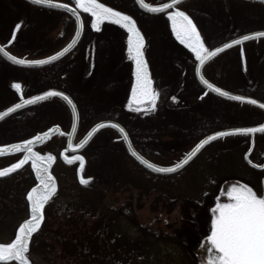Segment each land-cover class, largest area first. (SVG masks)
I'll use <instances>...</instances> for the list:
<instances>
[{"label": "rangeland", "instance_id": "1", "mask_svg": "<svg viewBox=\"0 0 264 264\" xmlns=\"http://www.w3.org/2000/svg\"><path fill=\"white\" fill-rule=\"evenodd\" d=\"M147 1L164 3L167 0ZM12 2L11 6L15 7V11L9 10L6 6L9 4V0L6 3H0V43L5 44L13 54L30 59L45 57L56 52L73 38L76 22L71 15L61 11L52 14L43 12L39 15L36 13L35 5L26 0H12ZM69 2L74 7L76 6L75 0H69ZM101 2L131 15L147 37L145 54L152 70L154 89L159 93V96L155 108L147 104L139 107L140 110L137 111L136 107V120L133 122L128 117L119 116L120 122L125 124L129 131H138L146 127L148 123L144 116L147 113L160 115L161 113L183 111L168 107L171 94L177 95L183 101H191L195 106V111L189 109L191 113H196L197 110H200L199 113H206L204 106L201 105L203 102L210 101L216 104V110L212 112L215 115V130L250 126L264 121L263 110L208 92L195 80L192 74L197 63L195 56L186 45H182L175 38L171 25L169 23L167 25L165 22V19L168 18L165 13L161 15L160 13L146 12L138 6L135 0H101ZM178 7L188 11L192 18L197 20V24L202 28L205 44L209 48L237 35L264 29V3L254 0H185ZM80 14L85 23L83 37L84 40H87L85 43H90L91 36H95L93 41L98 67L95 78L91 74L86 76L83 74L84 69L89 70V64L81 60L85 53L79 54L80 60L75 69L66 70L64 77L59 72L56 81L53 78L49 79L53 74L48 78L49 71H51L49 65L28 68L4 60L5 64H0V89L3 88L0 90V111L22 98L57 86H62L71 92L83 110L92 106L98 110L100 107L97 106H100L102 101H106L108 104L116 103L121 105L120 107L124 103L123 106L127 107V97L131 93L132 82L131 80L122 82L118 78V71H132L133 60L127 51V30L112 21H104L100 27L105 24V30L108 33H100V27L98 29L91 27L89 13H84L80 9ZM17 24H20L19 29L16 28ZM113 30L117 32L115 47H112L107 38V35L113 33ZM13 33L15 34L14 38ZM100 41H103L101 48L104 55L101 63L104 74L101 79L105 83L104 89H100ZM114 50L117 52L115 53ZM0 58L2 57L0 56ZM184 69L190 73L191 81L189 87L182 89L178 82L181 80ZM205 72L227 90L251 95L258 94V88L264 83V38L251 40L242 46L222 52L205 66ZM112 81L116 82V85L110 86L109 83ZM15 82L21 84L20 91L13 88L12 85ZM132 108L134 109V106ZM99 121L100 111L87 119L83 118L78 138L83 137ZM71 123L72 117L67 105L59 99H49L28 107L22 114L17 113V117L0 124V145L27 139L55 124L68 131ZM215 144L222 148L237 146V149L227 150L228 153L226 151L218 152L216 185H202L197 191H194L193 187L188 185H172L166 182L151 183V179L144 170L131 158L118 132L111 128L104 129L81 154L85 161L81 175L85 179L91 177L89 183H93L91 185L93 189L79 191L77 195L73 194L69 189V183L70 179L75 180L77 177L80 161L76 160L73 164H67L58 158L52 165V172L58 180V191L48 203L49 210L52 212L68 207L70 209L72 203L82 202L84 217L78 221V229L75 228L73 232L75 234L84 232L80 237L82 239L93 234L92 228L96 224V232L98 231L99 216L100 229L105 224L112 225V231L105 229L106 233H112L110 235L112 244L110 241L106 244L108 250H102L100 253V248L90 250L88 248L91 254L87 253L85 262L89 261L91 264H191L192 255L187 253L186 245L190 242L191 236L193 237L192 233L195 227L193 228L194 225L190 222L191 217L188 213L184 214L181 207L177 205L178 201L172 208L173 200L177 197H183L185 200L189 197L199 199L201 202L200 217L196 219L201 221L202 226L206 224L210 227L212 215L205 214L203 205L209 193L216 196L217 199L219 195L226 193L232 184L239 185L245 179L249 180L248 183H252L255 182L257 176H261L264 182V171L251 169L244 160L245 152L249 146L245 136L234 135L220 138L216 140ZM65 145L66 139L63 136H55L45 144L37 146L35 150L42 155L51 153L58 157ZM22 156L23 153H17L12 156L0 157V168L10 166ZM263 157L255 154L253 158L263 160ZM26 175L33 176L31 167H27L20 173L19 178L22 180ZM99 180L100 200L96 189ZM34 183L35 179L32 178L30 185ZM251 187L262 192V186L259 184L253 183ZM130 188L136 189L134 190L136 199L133 202L125 200L128 198ZM163 190L168 193L167 205H165L167 208L163 203L165 195H160V193L164 194ZM103 205H105L104 209L99 212ZM126 210L129 211L128 214H125ZM162 211L163 216H161ZM27 217L28 210L17 211L7 222L5 228H2V231L8 235L5 240H0V243L10 242L17 232L19 224ZM46 219L47 225L53 228L49 230L50 235L46 240L48 246H43L41 242L39 244L40 240L35 236L27 253L30 264L74 263L71 262V259L80 261L81 258H72V256L61 254L65 245L57 243L60 237L53 233L57 232L62 224H59L53 216H47ZM107 221L108 223H105ZM67 223L69 224L65 228L69 231L73 224L71 225L70 221ZM83 223L86 224L85 231H83L85 229ZM187 233L189 240L182 239ZM95 235L94 233L92 236L94 239ZM205 235H207L206 232ZM111 253L112 255H110ZM0 264H18V262H0Z\"/></svg>", "mask_w": 264, "mask_h": 264}, {"label": "snow or ice", "instance_id": "2", "mask_svg": "<svg viewBox=\"0 0 264 264\" xmlns=\"http://www.w3.org/2000/svg\"><path fill=\"white\" fill-rule=\"evenodd\" d=\"M33 2L39 5L67 10L75 16L80 27L83 26L80 15V9H82L84 13L90 14L92 28L98 29L104 21H112L126 29L128 33L127 51L130 58L135 62V83L132 86L127 107L132 108L133 104L141 105L147 101L150 107L155 108L159 93L153 87V81L149 74L147 62L144 59V37L137 27L136 20L131 15L110 7L106 3L101 2V0H75V7H73L71 3H61L60 0H33ZM137 2L141 7L152 13H160L167 10L166 15L171 22V29L175 38L182 45H186L187 48L191 50V53L195 56V60L198 61L200 65H204L210 57L215 56L221 51V47L209 48L206 46L192 17L187 11L177 6L180 0H169L168 3H160L157 5L145 3V0H137ZM171 9L175 10L173 11ZM16 28L19 29L20 24H17ZM79 34L80 30L77 28L75 35L79 36ZM14 36L15 34L13 33V38ZM252 37H264V32H253L247 35H241L236 39L225 42L222 47L228 48L232 45L247 41ZM9 43H11V41H9ZM74 44L75 38H73L72 42L69 43L67 47L56 52L52 56H48L47 60L52 61L57 59L71 49ZM0 52L8 59L20 65H40L46 62L45 60L18 59L16 56L4 51L3 48H0ZM200 70V68H196L197 72ZM201 80L209 89L225 97L231 96L229 92L217 87L214 83H210L203 76H201ZM12 86L17 91H20L22 87L18 82L13 83ZM57 95L66 100L68 104L72 106L73 112H75L76 106L72 99L64 92H56L55 90L44 92L41 96H32L29 99L23 100L22 103L13 104L7 109V112L11 113L15 109L21 108L22 104H30L36 100H42L48 96ZM233 98L238 101L250 100L254 105L259 103L257 100L243 95ZM172 99L175 100L176 97L174 96ZM260 107L264 108V104H260ZM139 110V107H137V111ZM4 115L5 113L0 112V117ZM106 125L115 127L124 135L125 139L128 138L125 129L119 123H114L112 120H104L97 123L88 133V137H91L97 129ZM257 130L264 133V123L259 124L258 128L236 127L226 132L217 131L201 139L183 159L168 167L150 162L137 153L134 148H131V145L130 150L142 164L153 171L161 173L175 172L185 165L202 146L215 137H221L230 133H253ZM48 135L49 132H43L31 139L23 140L20 143L0 146V154H3L5 150L8 153H13L20 149H23L24 153L22 158L15 163H12L8 167L0 168V176L18 169L21 165L31 161V167L35 170L36 178L39 181L36 186L32 187L31 190L27 192V200L30 202V215L19 224L14 239H11L10 242L0 243V262L15 261L18 262V264H30L27 255L29 252L30 239L33 233L41 226V222L44 219L45 204L57 191L56 179L49 171L50 165L55 159L54 156L51 153L42 155L39 151H34L33 148L34 143H39L41 140L46 139ZM86 140L87 138L76 144L69 141L67 147L70 149H79L83 147ZM64 159L69 162L73 159L78 160L80 161L81 169L83 168V156H65ZM257 167L264 168V165H257ZM89 180H91V177L85 179L81 176L82 183L87 184ZM224 194L228 197L227 202H221L220 198L217 197L215 207L211 210L212 216L209 234L204 238L205 245H203L207 257L202 264H264V191L258 192L247 184L241 183L239 185L232 184Z\"/></svg>", "mask_w": 264, "mask_h": 264}, {"label": "flooded vegetation", "instance_id": "3", "mask_svg": "<svg viewBox=\"0 0 264 264\" xmlns=\"http://www.w3.org/2000/svg\"><path fill=\"white\" fill-rule=\"evenodd\" d=\"M160 14L163 15L164 13H160ZM188 14L191 16V14L189 12H188ZM161 17H163V16H161ZM193 19L195 22L197 21L195 18H193ZM165 22L167 23V25H168V23L170 24V21L168 20V18L165 19ZM196 24H197V22H196ZM197 26L199 28V31H200L202 37H203L202 28L198 24H197ZM105 28H106L105 24L103 26H101L100 27V33H103V34L108 33V31H106ZM140 30L142 31L141 28H140ZM142 33L144 34L143 31H142ZM116 36H117V32L114 30H113V33H109L107 35L108 40L112 44V47L113 46L115 47L117 45ZM144 36H145L146 44H147V37L145 34H144ZM94 39H95V36H91V40H90L91 42L90 43L86 42V44L84 46L85 48L81 49L80 46H78L71 53H69L67 56H65L64 58L54 62L51 65H49V66H51V71H49L48 78L53 74V76L50 77L49 79L53 78L55 81L58 80L57 75L59 74V72H61L62 77L66 76L64 74L66 72V70L68 71V70H71L73 68L75 69L77 63H79V60H80V58L78 56H79V54L83 55V53H85V56L84 57L81 56V57H83L81 60L83 62H85L86 64L87 63L89 64V70H90V72H89V70L86 71L87 69H84L83 74L85 76L87 74H91V75H93V78H95L94 76L97 75V72H98L97 68L98 67H97L96 58H95V47H94L95 43L93 41ZM102 43H103V41H100V89L101 88L104 89V85H105V83L101 79V78H103L102 75L104 74V71L102 68L103 66L101 63V59L103 58V55H104L103 50L101 48ZM145 51H146V45H145ZM114 52L116 53L117 51L114 50ZM195 69H196V67H195ZM195 69H194V72L192 74H193V77L195 78V80L200 84V82L197 79ZM118 72H119L118 78L120 79V81H122V82L129 81L130 82V80H131L132 86H133L134 78H135L134 61L132 63V71L130 70V72H126V71H118ZM203 72H204V75L206 76L207 79H209L212 82H216L211 77H209V74H207L205 72V68H204ZM113 73H115V72H113ZM190 81H191L190 73L187 72V69H184L182 71L181 80L178 82V85H180V88L184 89L183 87H187V86L189 87ZM115 83L116 82L112 81L109 84H110V86L111 85L114 86V85H116ZM50 88H59V89L66 90L62 86L50 87ZM50 88H47V89H50ZM67 92L73 96V94L71 92H69V91H67ZM130 95H131V93L127 97V101L129 100ZM174 96L176 97V101H174V99H172V97H174ZM43 102H46V101H41V102H38L34 105H38V104L43 103ZM75 103H76V105L78 107V111H79V127H78L77 136H76V139H78V140L81 138V137L78 138V133L81 131L82 119L83 118L87 119L89 116L96 114V112L100 111V121H102V120H115V121L120 122L119 116H121V115L128 117V119H130V121H132V122L136 120V109L135 108L137 106H134V105H133L134 106V109H133V108H127L126 105L123 106L124 103H122V107H120L121 105H119V104H116V103L108 104L106 101H102V102H100V106L94 105V106L100 107V108H98V110L94 109L93 106L88 107L85 110H83V108L81 107V104L78 101H75ZM201 105L204 106V108H205L204 112H206V113H199L200 110L199 111L197 110L196 113H191V111H189V109H192L193 111H195V106H193V103L191 101H183L177 95L171 94L170 95V105H168V107L170 109H178V111H179V109H181L183 111H180L178 113L177 112L176 113L175 112L161 113L160 115L147 113L144 116L146 119L145 121L148 123L146 125V127H144L141 130H138V131H136V130L135 131L134 130L129 131L127 129L134 147L147 160H149L150 162L156 163L160 166L168 167V166H171V165L177 163L179 160L183 159V157L188 152H190L191 149L193 147H195V145L201 139H204L205 137L209 136L211 133L216 131L215 130L216 128H214L215 123H216L215 118H214L215 115H213V113H212L213 111L216 110V104L211 103L210 101L209 102L206 101V102L201 103ZM69 111H70V109H69ZM20 112L21 111L16 112L13 115H11L10 117H12V116H13V118L17 117V113H20ZM70 113H71V111H70ZM169 113H171V114H169ZM10 117H8L7 119H9ZM71 117H72V114H71ZM6 120H4V121H6ZM3 122H1V123H3ZM263 122L264 121H262L260 123H255L252 125H258V124H261ZM124 126H125V124H124ZM125 127L127 128V126H125ZM106 129H109V128H106ZM58 136H61V135H58ZM243 136H245V138H247V142L249 144L248 149L246 150L245 155H244V160H245L246 164L253 170L264 171V168L251 165L246 159V154L251 151L249 156H248L249 160L253 164L264 165V159L259 160V159L253 158L255 154L257 156L263 157L264 139H262V137L264 136V133H262V132L256 133L254 135V137H252L250 134H246ZM53 137H55V136H53ZM63 137L67 141V137L66 136H63ZM52 138H50L48 141H50ZM17 141H20V140H17ZM17 141H13V142H17ZM13 142H9V143H13ZM215 142H216V140H212V141L208 142L189 162H187V164L182 166L176 172H172V173H168V174L153 171V170L145 167L144 165H142L140 162H138L132 156H131V158L134 160L135 164H137L138 166H140L144 170L145 174L151 179L150 180L151 183L162 184V183L166 182V183H171L172 185H175V184L176 185H180V184L181 185H188V186H192L194 191H197V189H199V186H202V185H204V186L205 185H208V186H215L216 185L217 180H218V178H217L218 152L226 151L228 153V151H233L234 149H237V146H235V147L231 146L229 148L217 147ZM91 143H89L84 148V150ZM17 153H20V152H17ZM17 153L5 155V156H12V155H15ZM59 155H62L61 151L59 152ZM5 156H0V157H5ZM219 168H222V167H219ZM244 181L242 183L247 184L250 187H251V184H253V183L255 185L259 184L260 186H262L261 191H264V187H263L264 182H263V177H261V176H259V177L257 176V178L255 179V182H252V183L249 182L251 184L248 183V181H249L248 179H245ZM92 184H93L92 182L91 183L88 182L87 184L82 183L81 179L79 178V176L77 174V177L75 178V180L70 179V183H69L70 188L69 189L71 190V192L73 194L77 195L78 194L77 192H79V191L82 192V191L91 190V188L93 189V187L91 186ZM96 189H97L98 197L100 200V180L97 183ZM134 190H136V189L130 188L128 198L125 200H128L130 202L135 201L136 193ZM160 195H165V199L163 200V203H165L164 206L167 205V198H168L167 191H164V194L160 193ZM177 198H175V200H173L174 203H173L172 208L174 207L175 203L178 201L177 205H179L181 207L182 212L184 214L186 212L188 213V215L191 217L190 222L193 223V225H194L193 228L195 227V230H196V231L194 230V232L192 233L193 237L191 236L190 242L187 241L188 243L186 245L187 246V248H186L187 253H189V254L191 253V255H192L191 256V258H192L191 264H202V262L204 260H206V257H207L205 247L203 246V245H205V239L204 238L209 234V228L210 227H208L206 224L204 226H202L201 221H199V219H196V218L200 217L199 214H200V210H201V208H200L201 202L196 197L195 198L189 197L187 200L183 199V197L182 198L179 197L178 199ZM219 198H220L221 202H227V200H228V197L226 195H224V193H223V195H219ZM179 202L181 205L179 204ZM216 202H217L216 196L211 195V193H209L207 200L205 199L204 203H203V205L205 206V209H204L205 214L207 216L212 215L211 210L215 207ZM211 204H212V206H210ZM45 207H46V205H45ZM165 207L167 208V206H165ZM59 211L60 210H53L52 212L51 211L50 212L53 215H56V214H58ZM44 212H45L44 222L40 226V228L35 232V235L37 236V238L39 240H43L44 234H46V232H50L49 230L53 229L51 226L47 225V219H46L47 218V214H46L47 211L45 208H44ZM128 213H129V211L126 210L125 214H128ZM83 214H84V209L82 208V202L72 203L70 209H69V207L67 208V214L66 215L70 218L69 219L70 224L71 225L73 224L72 225L73 227H70L69 231L74 232L75 228L78 229V226H79L78 221L82 217H84ZM99 215H100V213H99ZM161 216H163V211L161 212ZM45 222H46V225H44ZM98 222H99L98 233H99V238H100V216H99ZM83 226H84V228H86V224H84ZM39 231L41 233H38ZM205 232L207 233V235H205ZM36 233H38V235ZM184 235L185 236H183L182 239L187 238L189 240L188 233L184 234ZM183 243H182V246H183ZM197 250H198V252H197ZM82 261H85V260L81 259L80 261H78L77 259H71V262H82ZM69 262H70V260H69Z\"/></svg>", "mask_w": 264, "mask_h": 264}, {"label": "water", "instance_id": "4", "mask_svg": "<svg viewBox=\"0 0 264 264\" xmlns=\"http://www.w3.org/2000/svg\"><path fill=\"white\" fill-rule=\"evenodd\" d=\"M28 2H30V3H32V4H34V5H37V6H40V7H44V8H49V9H55V10H60V11H64V12H66V13H68V14H70L74 19H75V21H76V18H75V16H73L71 13H69L67 10H65V9H62V8H54V7H48V6H46V5H39V4H36V3H34L33 2V0H27ZM136 1V3L138 4V6L140 7V8H142L143 10H145V11H147V12H150V11H148V10H146L145 8H143V7H141L140 6V4L137 2V0H135ZM184 0H180V3L181 2H183ZM255 1H260V2H264V0H255ZM61 3H65V2H62V1H60ZM169 2V0L168 1H166V2H164V3H168ZM145 3H149V4H152V3H150V2H148V1H146L145 0ZM179 3V4H180ZM160 4V3H159ZM152 5H157V4H152ZM74 7V6H73ZM171 10H175V9H171ZM165 11H167V10H165ZM165 11H162V12H165ZM152 13V12H151ZM81 15V14H80ZM81 21L83 22V26L82 27H80V25L78 24V22L76 21V30H77V28H79V30H80V34H79V36H76L75 34H74V36H73V38H75V44H74V46L71 48V49H69L67 52H65L62 56H60V57H58L57 59H55V60H52V61H48L47 60V57H43V58H38V59H29V60H45L46 62L44 63V64H40V65H20V64H17V63H15L14 61H12V60H10V59H8L7 57H5L4 55H3V53L2 52H0V56L3 58V59H5V60H7L8 62H10V63H13V64H15V65H18V66H22V67H30V68H38V67H43V66H46V65H50V64H52V63H54V62H56V61H58L59 59H61V58H63L64 56H66L68 53H70L76 46H77V44L79 43V41H80V39H81V37H82V35H83V31H84V20H83V17H82V15H81ZM171 23V22H170ZM138 27V26H137ZM141 32V31H140ZM253 32H264V29L263 30H258V31H253ZM253 32H248V33H244V34H242V35H247V34H250V33H253ZM75 33H76V31H75ZM142 33V32H141ZM142 35H143V33H142ZM239 36H241V35H239ZM239 36H236V37H234V38H232V39H236V38H238ZM143 37H144V35H143ZM73 38L63 47V48H61L59 51H61L62 49H64L65 47H67V45L69 44V43H71L72 42V40H73ZM260 38H264V37H252V38H250L249 40H247V41H250V40H255V39H260ZM231 40V39H230ZM227 41H229V40H227ZM227 41H225V42H227ZM247 41H244V42H242V43H240V44H236V45H232V46H230V47H228V48H223L222 47V45L225 43V42H223V43H221V44H219V45H217V46H215V47H221V51L219 52V53H217L215 56H213V57H210L205 63H204V65H200L199 64V62H197V64H196V68H200L201 70L199 71V72H197L196 71V69H195V71H196V76H197V79L199 80V82L208 90V91H211V92H213V93H215V94H217V95H219V96H221V97H224V98H226V99H230V100H233V101H237V102H240V103H245V104H250V105H252V106H255V107H258V108H260V109H262L263 111H264V108H262V107H260V104H264V101H261V100H258V99H256V98H254V97H252V96H248V95H245V94H242V93H236V92H232V91H229V90H227V89H224V88H222V87H220V86H218V85H216L215 83V85L217 86V87H220L221 89H223L224 91H227V92H229L230 94H231V96H229V97H225V96H223L222 94H220V93H217V92H215L214 90H212V89H209L206 85H204L203 84V82H202V80H201V76H203L205 79H207L206 77H205V75H204V73H203V68H204V66L209 62V61H211L213 58H215L217 55H219L220 53H222V52H224V51H226V50H228V49H230V48H232V47H235V46H237V45H242L243 43H245V42H247ZM145 45H146V39H145V37H144V45H143V53H144V59L146 60V62H147V66H148V70H149V74H150V76H151V79H152V73H151V70H150V66H149V64H148V61H147V59H146V56H145ZM0 48H3L4 49V51H7L8 53H10L11 55H14V54H12L8 49H7V46L6 45H3V44H1L0 43ZM58 52V51H57ZM56 53V52H55ZM54 53V54H55ZM54 54H52V55H54ZM52 55H49V56H52ZM14 56H16V55H14ZM18 59H28V58H24V57H18V56H16ZM134 73H135V62H134ZM208 80V79H207ZM152 81H153V79H152ZM210 83H213V82H211L210 80H208ZM134 83H135V78H134ZM133 83V84H134ZM153 87H154V81H153ZM51 90H55L56 92H64L67 96H69L71 99H72V101H73V103L75 104V106H76V108H75V112H73V109H72V106L71 105H69L68 104V102L66 101V100H64L62 97H60V96H48V97H46V98H44V99H42V100H36V101H34V102H32V103H30V104H22V107L21 108H19V109H15L13 112H11V113H8L7 112V109L9 108V107H11V106H9V107H7V108H5L4 110H2V111H0V112H3V113H5V115L3 116V117H0V123L2 122V121H4L5 119H7L8 117H10L11 115H13L14 113H16V112H18V111H20V110H22V109H24V108H27V107H29V106H31V105H34V104H36V103H38V102H41V101H44V100H47V99H51V98H58V99H60V100H62V101H64L66 104H67V106L69 107V109H70V111H71V114H72V123H71V128H70V131L69 132H65L63 129H62V127L60 126V125H57V124H55V125H52L50 128H48L47 130H45V131H42V132H38L37 134H35L34 136H36V135H39L40 133H43V132H49V135H48V137L46 138V139H43V140H41L39 143H34V145H33V148H34V151H36L35 150V148H36V146H38V145H40V144H42V143H44L45 141H47V140H49L52 136H54V135H56V134H60V135H64V136H66L67 137V143H66V148L62 151V155L65 157L66 156V154L67 153H72V154H74V156H77V155H80L79 153L90 143V141L101 131V130H103V129H105V128H112V129H114V130H116L119 134H120V136H121V139L124 141V144H125V146H126V148H127V150H128V152H129V154L134 158V159H136L138 162H140L139 161V159L135 156V155H133V153H132V151L130 150V145H131V148H134L135 149V151L137 152V153H139L137 150H136V148L134 147V145H133V143H132V141H131V139H130V136H129V133H128V131L126 130V128L121 124V123H119V122H117V121H115V120H112L114 123H119L124 129H125V131L127 132V134H128V138L127 139H125L124 138V135L122 134V133H120L119 132V130L118 129H116L115 127H113V126H111V125H106V126H104V127H102V128H100V129H97V131L95 132V133H93L92 134V136L91 137H88V133L92 130V128L97 124V123H100L101 121H99V122H97L96 124H94L90 129H89V131L85 134V136L81 139V140H85V138H87V140H86V143L83 145V147H81V148H79V149H75V148H68L67 147V145H68V142L69 141H71L73 144H76V143H79L81 140H79V141H75V139H76V134H77V131H78V127H79V111H78V107H77V105H76V103H75V100L73 99V97L68 93V92H66V91H64V90H62V89H59V88H51V89H48V90H45V91H42V92H40V93H37V94H34V95H32V96H41V95H43V93L44 92H47V91H51ZM240 95H243V96H247V97H250L251 99H255V100H257L259 103L258 104H252L251 102H250V100H245V101H238V100H235L233 97H235V96H240ZM32 96H29V97H25V98H22L21 100H19L18 102H16V103H22V101L23 100H25V99H29L30 97H32ZM131 96V95H130ZM174 101H176V99L174 100ZM16 103H14V104H16ZM149 102H145L144 104H141V105H135V104H133V105H135V106H142V105H145V104H148ZM102 121H104V120H102ZM264 123V122H263ZM245 127H257L258 128V125H254V126H245ZM231 128H236V127H230V128H224V129H220V130H218V131H222V132H226L227 130H229V129H231ZM49 130H51V131H49ZM215 132H217V131H215ZM215 132H213V133H215ZM260 131L259 130H257L256 132H253V133H230V134H227V135H224V136H221V137H215L213 140H216V139H219V138H223V137H227V136H231V135H244V134H250L252 137H254V135L256 134V133H259ZM213 133H211L210 135H212ZM34 136H32V137H34ZM32 137H30V138H28V139H31ZM206 138V137H205ZM212 141V140H211ZM20 142H22V141H19V142H14V143H10V144H5V145H11V144H15V143H20ZM210 142V141H209ZM206 145V144H205ZM204 145V146H205ZM0 146H4V145H0ZM204 146H202V148L204 147ZM201 148V149H202ZM200 149V150H201ZM199 150V151H200ZM21 151H23V149H20V150H17L16 152H21ZM198 151V152H199ZM16 152H13V153H16ZM197 152V153H198ZM251 152V151H250ZM250 152H248L247 154H246V159H247V161L251 164V165H254V166H257L256 164H253L250 160H249V158H248V156H249V154H250ZM13 153H8L6 150H5V152L3 153V154H0V156H4V155H9V154H13ZM196 153V154H197ZM140 154V153H139ZM195 154V155H196ZM141 155V154H140ZM194 155V156H195ZM73 156V157H74ZM81 156V155H80ZM193 156V157H194ZM144 157V156H143ZM192 157V158H193ZM145 158V157H144ZM191 158V159H192ZM146 159V158H145ZM190 159V160H191ZM189 160V161H190ZM68 161V160H67ZM73 161H75V159H73L71 162H73ZM188 161V162H189ZM29 162H31V161H29ZM85 162V161H84ZM28 162H26L25 164H23V165H21V167L20 168H18V169H15V170H12L11 172H9V173H7V174H5V175H3V176H0V178H3V177H6V176H8V175H10V174H13V173H15V172H18V171H20L26 164H27ZM141 163V162H140ZM142 164V163H141ZM187 164V163H186ZM142 165H144V164H142ZM83 166H84V163H83ZM145 166V165H144ZM184 166V165H183ZM8 167V166H7ZM145 167H147V166H145ZM148 168V167H147ZM81 167H79V169H78V174H79V176H80V178H81ZM179 170V169H178ZM35 171V170H34ZM49 171L51 172V165H50V168H49ZM177 171V170H176ZM175 171V172H176ZM52 173V172H51ZM168 173H172V172H168ZM167 173V174H168ZM53 175V174H52ZM54 176V175H53ZM55 177V176H54ZM56 179V178H55ZM39 183V181L37 182V184ZM56 183H57V180H56ZM36 184V185H37ZM35 185V186H36ZM34 187V186H33ZM29 209H30V202H29ZM43 221V220H42ZM42 223V222H41ZM32 238V237H31ZM30 241H31V239H30Z\"/></svg>", "mask_w": 264, "mask_h": 264}, {"label": "trees", "instance_id": "5", "mask_svg": "<svg viewBox=\"0 0 264 264\" xmlns=\"http://www.w3.org/2000/svg\"><path fill=\"white\" fill-rule=\"evenodd\" d=\"M61 1L69 2V0H61ZM2 2L6 3L7 0H0V3H2ZM11 2H12V0H9V4L6 6L8 7L9 10L15 11L14 10L15 7L11 6ZM35 7L37 9L36 13H38L39 15H41V13H43V12H47V13L52 14L53 12L57 11V10L42 8V7H38V6H35ZM58 12H60V11H58ZM39 15H37V16H39ZM85 44L86 43H85V40L83 38V40L80 43V48L81 49L85 48L84 47ZM4 62H5L4 59L0 58V64H5ZM0 88H1V83H0ZM2 89H0V90H2ZM258 92L260 93V95H259V93L258 94L256 93V94H253V96L258 100L264 101V83L261 84V86L258 88ZM23 111H21L19 114H22ZM11 118H13V116L10 117L9 119L11 120ZM9 119H7V120H9ZM6 121H4V122H6ZM58 158H60V157L58 156L57 160H58ZM27 167H30V165H26L23 169H21L18 172H15V173L10 174L6 177L0 178V240H5V238L7 237L8 234L6 232L2 231V228L3 227L5 228L7 222L12 219V216L17 211L25 212L26 210H28V216L30 215L29 202L27 200V192H29L31 190V188L35 185L36 175H35L33 169H31L33 172V176L32 175H26L25 178L22 180H21V178H19L20 173H22ZM32 178L35 179V183L33 185H30ZM104 206L105 205L100 207V212L104 209ZM45 209L47 211L46 212L47 216H53L58 221L59 224H62V225H60L61 228H59V230L57 232H54L53 234H56L57 236L60 237L58 239L57 243H61V244L63 243L65 245V248H64L63 252L61 253L63 256H72V258H81V259L85 260L87 258V255H88L87 253L91 254V252L88 251V248H89V250L100 248V253L102 250L103 251L108 250L106 244L108 243V241H110V243H111V239H110L111 236L110 235L112 233L111 232L106 233L105 229L112 231V229H113L112 225L105 224L104 226H102L100 229V238H99L98 231L96 232V230H97V224H96V226H94L92 228L93 234L94 233L96 234L95 239H94V237H92L93 234H90V236H87V238L82 239L80 237H81L82 233H84V232L81 231V232H77V234H75L73 232L68 231V229L65 228L69 224L67 222L70 221L69 220L70 218L66 215L67 209L60 210L58 212V214H56V215H53L50 212L48 205H46ZM100 215H101V213H100ZM105 223H108V221ZM44 225H46V222L44 223ZM62 228H64V229H62ZM85 230H86V228H85ZM38 233H41V232L39 231ZM38 233H36V234L38 235ZM49 235H50L49 232H46V234H44L43 240H40V241L38 240L39 244L41 242L43 244V246H48L46 240L48 239ZM67 252H68V254H67ZM110 255H112V253ZM71 264H91V263H89V261H86V262L82 261V262H74Z\"/></svg>", "mask_w": 264, "mask_h": 264}, {"label": "bare ground", "instance_id": "6", "mask_svg": "<svg viewBox=\"0 0 264 264\" xmlns=\"http://www.w3.org/2000/svg\"><path fill=\"white\" fill-rule=\"evenodd\" d=\"M246 95L254 97L253 94H252V95H251V94H246ZM254 98H255V97H254ZM25 109H26V108H24L23 110H25Z\"/></svg>", "mask_w": 264, "mask_h": 264}]
</instances>
